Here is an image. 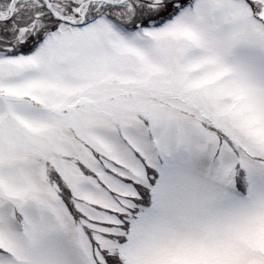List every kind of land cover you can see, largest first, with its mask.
Returning <instances> with one entry per match:
<instances>
[{
    "label": "snow or ice",
    "instance_id": "snow-or-ice-1",
    "mask_svg": "<svg viewBox=\"0 0 264 264\" xmlns=\"http://www.w3.org/2000/svg\"><path fill=\"white\" fill-rule=\"evenodd\" d=\"M0 264H264V0H0Z\"/></svg>",
    "mask_w": 264,
    "mask_h": 264
}]
</instances>
